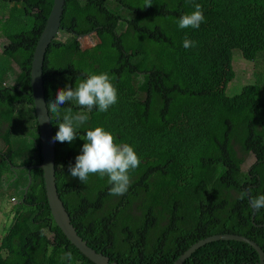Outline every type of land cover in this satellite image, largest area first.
Wrapping results in <instances>:
<instances>
[{"label":"trees","instance_id":"obj_1","mask_svg":"<svg viewBox=\"0 0 264 264\" xmlns=\"http://www.w3.org/2000/svg\"><path fill=\"white\" fill-rule=\"evenodd\" d=\"M147 2L86 0L81 6V0H65L62 33L46 49L47 103L93 73L108 72L118 89V102L106 112L93 108L75 141L55 142V181L71 222L116 264H171L193 242L223 232L245 235L264 250V208L250 204L264 195V84L258 74L239 92H225L235 74L232 50L253 61L264 50V0H150L144 7ZM52 3L0 0L7 38L1 52L7 69L0 68V180L17 186L11 198L20 195L0 242V264H95L54 221L43 170L28 168L42 161L30 67ZM194 3L202 5L205 21L180 29L179 18L194 11ZM186 37L196 46L184 48ZM68 108L86 111L75 101L62 112ZM61 122L52 115L54 136ZM97 126L134 146L141 158L124 195L110 194L106 176L82 183L70 174L82 138ZM250 155L254 160L244 168ZM242 192L248 196L241 199ZM69 251L71 262L62 259ZM258 258L245 241L218 239L182 264H256Z\"/></svg>","mask_w":264,"mask_h":264},{"label":"clouds","instance_id":"obj_2","mask_svg":"<svg viewBox=\"0 0 264 264\" xmlns=\"http://www.w3.org/2000/svg\"><path fill=\"white\" fill-rule=\"evenodd\" d=\"M84 3L86 0H81V6ZM151 5L149 0L144 7ZM204 21L205 15L202 5L194 3V11L185 13L177 23L180 29H197ZM59 32L60 28L57 33ZM196 44V41L187 37L183 41V47L186 49L195 47ZM113 80L114 77L110 76L108 72L93 73L79 82L75 88L67 86L57 92L55 98L46 104L49 118L52 119V115L62 118V122L59 123V130L53 137V142L71 144L78 137L77 130L88 121V113L93 108L98 106L100 112H106L118 102V89ZM70 101H75L81 109H86V111L73 113L72 109L68 108L62 112V106ZM82 139L86 142L82 146L81 154L76 156L74 165H69L71 176L79 178L82 183H86L90 175L98 174L101 178L106 176L111 185L110 194L114 196L124 195L132 182L131 172L141 164V158L135 147L128 143H118L116 135L102 126L88 130ZM246 196H248L247 192L240 194L241 199ZM250 204L254 210L264 208V195L251 197ZM46 232L47 229H42L41 235H45ZM62 259L71 262L72 253L70 251L65 253Z\"/></svg>","mask_w":264,"mask_h":264},{"label":"water","instance_id":"obj_3","mask_svg":"<svg viewBox=\"0 0 264 264\" xmlns=\"http://www.w3.org/2000/svg\"><path fill=\"white\" fill-rule=\"evenodd\" d=\"M64 3L65 0H53L50 12L46 18L44 27L39 34L32 54L30 67V86L39 128L42 161L40 163L28 166V168L37 166L43 170L45 194L51 215L67 238L95 264H116L115 261H111L109 257L102 251H97L95 248L91 247L87 241L78 234L73 223L71 222V217L65 208L63 200L60 198L55 181V142H53L54 132L46 109L47 102L44 95L45 89L43 81V63L46 49L60 28ZM30 182L31 177L29 175V180L25 186L24 192L27 191ZM253 218L254 215H252V219ZM218 239H235L249 243L257 250L259 254L256 264H264V250L255 240L250 239L245 235L231 232L214 233L198 239L182 253H180V255L171 264H182L186 258H188L197 248L207 242Z\"/></svg>","mask_w":264,"mask_h":264},{"label":"rangeland","instance_id":"obj_4","mask_svg":"<svg viewBox=\"0 0 264 264\" xmlns=\"http://www.w3.org/2000/svg\"><path fill=\"white\" fill-rule=\"evenodd\" d=\"M62 33V32H59ZM7 41V38L3 35L0 30V68L7 69V60L2 52V45ZM84 41V39H83ZM93 42V40L91 41ZM264 50H261L258 53V57L253 60L245 58L239 48H234L232 50V66L234 69V77L228 82L225 92L228 95H232L236 92H239L242 85L249 82H254L256 76L259 74L261 83L264 84ZM10 66L14 68L15 72L18 69L15 63H10ZM11 71H8L9 73ZM258 72V73H256ZM1 81V80H0ZM3 84V82H2ZM254 156L250 155L247 161L244 164V168H247L252 161ZM17 190V186L13 183H10L8 186H4L0 180V242L2 240L3 234L8 223L11 221L12 212L10 209L14 207V200H11L10 194L12 191ZM19 194V193H17ZM20 195H17L15 201L19 200ZM7 230V229H6Z\"/></svg>","mask_w":264,"mask_h":264},{"label":"built area","instance_id":"obj_5","mask_svg":"<svg viewBox=\"0 0 264 264\" xmlns=\"http://www.w3.org/2000/svg\"><path fill=\"white\" fill-rule=\"evenodd\" d=\"M12 200H13V197H12Z\"/></svg>","mask_w":264,"mask_h":264},{"label":"flooded vegetation","instance_id":"obj_6","mask_svg":"<svg viewBox=\"0 0 264 264\" xmlns=\"http://www.w3.org/2000/svg\"><path fill=\"white\" fill-rule=\"evenodd\" d=\"M14 167H16V166H14Z\"/></svg>","mask_w":264,"mask_h":264}]
</instances>
